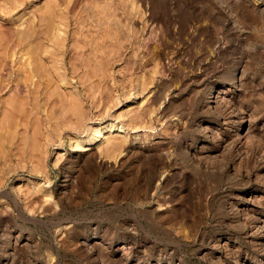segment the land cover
I'll return each instance as SVG.
<instances>
[{
  "label": "rangeland",
  "instance_id": "obj_1",
  "mask_svg": "<svg viewBox=\"0 0 264 264\" xmlns=\"http://www.w3.org/2000/svg\"><path fill=\"white\" fill-rule=\"evenodd\" d=\"M0 264H264V0H0Z\"/></svg>",
  "mask_w": 264,
  "mask_h": 264
},
{
  "label": "bare ground",
  "instance_id": "obj_2",
  "mask_svg": "<svg viewBox=\"0 0 264 264\" xmlns=\"http://www.w3.org/2000/svg\"><path fill=\"white\" fill-rule=\"evenodd\" d=\"M32 32H33V31H32ZM16 80H17V79H16ZM119 131H123V127H120V128H119Z\"/></svg>",
  "mask_w": 264,
  "mask_h": 264
}]
</instances>
